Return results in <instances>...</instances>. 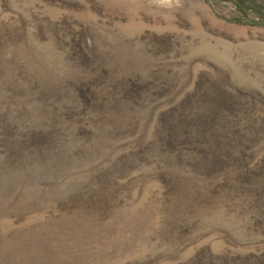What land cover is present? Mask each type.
Instances as JSON below:
<instances>
[{
	"label": "rangeland",
	"instance_id": "obj_1",
	"mask_svg": "<svg viewBox=\"0 0 264 264\" xmlns=\"http://www.w3.org/2000/svg\"><path fill=\"white\" fill-rule=\"evenodd\" d=\"M0 264H264V0H0Z\"/></svg>",
	"mask_w": 264,
	"mask_h": 264
}]
</instances>
